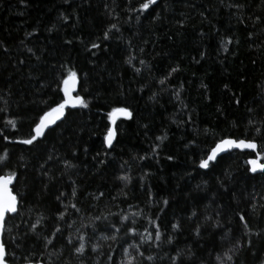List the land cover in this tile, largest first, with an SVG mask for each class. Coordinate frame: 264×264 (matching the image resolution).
Instances as JSON below:
<instances>
[{"label":"trees","instance_id":"trees-1","mask_svg":"<svg viewBox=\"0 0 264 264\" xmlns=\"http://www.w3.org/2000/svg\"><path fill=\"white\" fill-rule=\"evenodd\" d=\"M144 2L0 0V176L16 171L11 189L22 195V215H8L2 235L9 264H121L123 247L136 255L132 245L153 257L142 264H172L182 251L180 264L189 250L184 264L225 254V264H264V172L247 164L255 153L232 150L199 167L222 138H258L264 152V0H157L140 11ZM70 71L88 106L66 108L32 145L17 143L64 98ZM114 107L132 116L115 120L107 147ZM145 229L152 240L141 244ZM113 233L116 241L100 239Z\"/></svg>","mask_w":264,"mask_h":264},{"label":"snow or ice","instance_id":"snow-or-ice-1","mask_svg":"<svg viewBox=\"0 0 264 264\" xmlns=\"http://www.w3.org/2000/svg\"><path fill=\"white\" fill-rule=\"evenodd\" d=\"M23 2V0H22ZM65 3H68V0H64ZM157 2V0H146V2L141 3L139 5V10L140 11H144L149 9L150 5H155ZM107 7V6H106ZM229 7H234V8H243L244 5L243 4H230ZM131 11H135L136 9H130ZM61 18L63 20H68L69 18L67 16H65L63 13H61ZM139 18V17H138ZM158 17H153V19H156ZM257 20H260L262 23H264V19H262L261 17H257ZM112 28H116V25L113 24L111 25ZM49 31H51V29H49ZM27 35H31V33H28ZM109 33L106 31L104 33V38L107 39L108 38ZM251 35V33L249 34ZM92 48H98L99 45L93 43L91 45ZM6 50V49H5ZM29 51H32L31 49H29ZM201 55H203V53H201ZM127 63H131V60L126 61ZM141 64L144 63V61H140ZM136 72H140V69L137 68L135 69ZM172 71H176V69H173ZM169 75H171V72L169 73ZM76 72L75 71H70L69 72V79H71L73 82H75L76 80ZM69 80L65 79L63 81V83L65 84V87L63 88V93H64V98H62L59 102H55L54 106H48L46 111H43V114L39 116L38 121H33L34 123V127L31 129V132L29 134V138L27 139H21L16 141L19 144H23V145H32L34 143V141H37V139L41 136H43L45 134V130L49 129L51 125L55 124V122L59 119H61V117H63L65 115V108L67 106H82V107H87V103L85 102V100L77 95L74 98L69 96V88L67 87ZM158 83L163 84L164 80H160L158 81ZM155 95V94H154ZM239 102V101H237ZM0 111H2V109H0ZM116 114H120L121 116L124 117H128L131 118L132 113L128 110L127 107H114L111 109V111L108 112V119L109 121H111L112 123L115 122L114 117ZM7 124H11L13 126V128L16 127V124L13 120H8L6 122ZM249 124L250 125H254V121L249 120ZM257 132H262V130L260 128L256 129ZM116 135V132L114 130V128L112 127H108L107 129V133L104 136V144L106 146L111 147L113 144V139ZM5 140H8V136H4ZM161 139V137H157V140ZM257 139L258 138H253V139H248V138H244V139H232V138H222L219 139L218 141H216L215 146L211 148V151L208 153L207 157L204 159H201L199 162V167L202 169H207L209 167V163L213 160L216 159L217 155L222 152L225 151L227 149H231V148H238V149H251L252 152L255 153V157L254 158H249L247 161V164L250 166L249 167V171L251 173H256L257 171L260 172H264V152L259 150V144L257 143ZM5 156L0 157V163L7 161L8 157H7V150H5ZM73 155H75V152H73ZM140 159H144V157H140ZM169 159H171V157H169ZM63 163L68 167V168H73L75 167V165H73L69 160H63ZM101 163H103V161H101ZM45 175H47V173H45ZM227 175H231V173H227ZM14 178H18L17 177V173L16 171H12L9 175L7 176H0V229H2L3 227V222L5 220V216L6 214H17V215H22V213L20 212V207H22V195L21 194H13L10 190L8 185L12 183ZM120 179H126V177H120ZM218 183H220V180L218 179L217 181ZM221 187H223V184H221ZM61 196H63V193L60 194ZM57 200H59V197H57ZM165 204L168 203L167 200L164 201ZM73 208H75V205H72ZM253 208H255V205H252ZM136 215H139V213H136ZM193 215H195V213H193ZM59 216L62 218L64 217V213L61 212L59 213ZM219 216L220 214L217 213V219L213 220L212 223V227L213 228H219L222 227V225L219 223ZM96 220H100L101 217H95ZM105 219H107V217H105ZM128 219V217L126 216H121L120 220H126ZM205 219L207 220L208 217H205ZM241 221L244 220L243 216H240ZM40 221L37 220L36 223H33L31 225V228L29 229V232H33L36 227L37 224H39ZM133 223H135V221H133ZM155 223V222H152ZM172 229H177L179 227L178 224L176 223H172L171 225ZM245 227L247 228V224H245ZM112 225H107L105 227L106 231H111ZM54 232H59L60 229L57 227L53 230ZM119 231V229L117 230ZM135 229L132 227H128L127 228V233H134ZM196 234L199 235L200 229L199 226H197V229L195 230ZM127 233L125 235H127ZM14 238V242H15ZM44 239L47 241V243L45 244V247H47L48 243H51V240L49 237H44ZM100 239L102 241H116L117 240V236L115 233H113L112 236H107V235H102L100 237ZM80 240V244L79 246H73L74 247V252L76 254H79L80 256L83 255L84 250H85V243H84V237L80 236L79 237ZM152 240V235L150 233H148V230L145 229V234L141 236V240L140 243H144L145 241H149ZM162 240V233L159 230V227H156L155 230V242H157V247H159V242H161ZM168 243L172 242V236L169 235L168 236ZM68 243L71 245L72 241L69 240ZM239 241H237V246L239 245ZM18 248L22 246V244H17L16 245ZM92 247V251L96 252L97 249L100 247L99 244L97 243H93L91 245ZM123 247V246H122ZM132 248H134L136 250V255H133L130 252L129 247H123V253H124V259L121 261V264H142L144 259L147 260H152L153 257L152 256H148V257H144L143 252H141L139 250V248L136 245H132ZM231 251V249L229 250ZM137 256L140 257V261H137ZM183 253L182 251H177L176 255H172L170 256V260L172 261V264H177V258L178 257H182ZM192 254L191 251L189 250L188 256L184 257L181 261L180 264H184V260L187 259H191ZM110 259H114L111 258ZM24 260L26 262V264H31L30 258L29 256H25ZM216 260L219 262V264H225V260L227 261H232L233 260V256L232 255H228L225 254L224 258H221L220 256L216 257ZM0 264H8L7 261V251H6V247L3 243H0Z\"/></svg>","mask_w":264,"mask_h":264},{"label":"water","instance_id":"water-1","mask_svg":"<svg viewBox=\"0 0 264 264\" xmlns=\"http://www.w3.org/2000/svg\"><path fill=\"white\" fill-rule=\"evenodd\" d=\"M68 80H69V82H68V84H67V87L69 88V93H68V95L69 96H71V97H75L76 96V94H75V91H76V87H77V79L75 80V82H73L71 79H69V78H67ZM65 87V84L63 83V88ZM68 107H72L71 105L70 106H67L66 108H68ZM65 108V109H66ZM118 117H124V116H121L120 114H116L115 115V117H114V120H116ZM62 118V117H61ZM60 120V119H59ZM58 121V120H57ZM56 121V122H57ZM55 122V123H56ZM114 124H115V122L114 123H112L111 121H110V127H112V128H114ZM54 125V124H53ZM53 125H51L50 126V128L53 126ZM48 129H46L45 130V132L47 131ZM115 138V137H114ZM232 139H235V138H232ZM237 140H239V139H237ZM113 141H114V139H113ZM215 146V145H214ZM213 146V147H214ZM107 147H109V146H107ZM232 150H237V151H248V152H252V150L251 149H238V148H231V149H227V150H225V151H222V152H220L218 155H217V157H216V159L219 157V156H221V155H223V154H226L227 152H229V151H232ZM211 151V149L209 150V152ZM208 152V153H209ZM254 153V152H253ZM208 155V154H207ZM207 155H206V157H207ZM205 157V158H206ZM215 159V160H216ZM215 160H213V161H211L210 163H213V162H215ZM209 163V164H210ZM202 169V168H201ZM258 172V171H257ZM1 176H5V175H1ZM7 176V175H6ZM14 180H15V178L13 179V181H12V183L11 184H9L8 185V187H9V190L12 192V189H11V187H12V185H13V183H14ZM13 193V192H12ZM14 194V193H13ZM15 195V194H14ZM8 215H13V214H6V216H5V220H6V218H7V216ZM5 220H4V222H3V227H2V229H0V243H2V235H3V231H4V226H5ZM9 264V263H8ZM26 264V263H25ZM31 264H42V263H31Z\"/></svg>","mask_w":264,"mask_h":264}]
</instances>
